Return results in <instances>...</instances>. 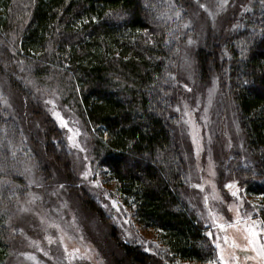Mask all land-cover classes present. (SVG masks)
I'll list each match as a JSON object with an SVG mask.
<instances>
[{
	"label": "trees",
	"instance_id": "trees-1",
	"mask_svg": "<svg viewBox=\"0 0 264 264\" xmlns=\"http://www.w3.org/2000/svg\"><path fill=\"white\" fill-rule=\"evenodd\" d=\"M193 4L0 0V75L26 97L34 91L57 93L92 133L93 162L108 169L136 221L159 231L171 259L209 262L217 248L187 196L172 115L173 74L181 43L193 32ZM247 5L222 43L199 48L197 61L206 80L220 72L235 103L251 160L234 173L247 194L262 195L264 221V0ZM3 100L0 90V264L10 255L16 213L31 191L27 173L37 158ZM44 124L54 152L52 137L60 131L51 119ZM61 164L73 178L69 161ZM82 201L106 219L95 199ZM111 232L122 252L115 264H160L141 247L121 241L115 228Z\"/></svg>",
	"mask_w": 264,
	"mask_h": 264
},
{
	"label": "rangeland",
	"instance_id": "rangeland-1",
	"mask_svg": "<svg viewBox=\"0 0 264 264\" xmlns=\"http://www.w3.org/2000/svg\"><path fill=\"white\" fill-rule=\"evenodd\" d=\"M247 6V0H194L193 32L181 43L173 74V128L185 162L187 196L217 248L216 258L171 259L159 231L136 221L108 169L93 162L94 137L76 112L55 92L34 91L26 97L0 75L4 109L21 122L37 156L27 173L30 195L16 213L4 264H115L122 252L112 227L121 241L141 247L160 264H264L257 255L264 245L262 195L247 194L234 173L251 160L236 106L223 89L220 72H211L206 80L197 61L199 48L222 43ZM46 119L60 131L52 137L54 152L45 138ZM66 160L73 178L64 173L61 163ZM86 196L100 204L105 220L84 205ZM252 227L255 237L249 232Z\"/></svg>",
	"mask_w": 264,
	"mask_h": 264
},
{
	"label": "snow or ice",
	"instance_id": "snow-or-ice-1",
	"mask_svg": "<svg viewBox=\"0 0 264 264\" xmlns=\"http://www.w3.org/2000/svg\"><path fill=\"white\" fill-rule=\"evenodd\" d=\"M224 2L227 3V0H224ZM201 7H204V5H201ZM249 232L252 237H255L257 235L254 227L249 228ZM250 243H254V240L250 241ZM257 255L260 256L262 259H264V245L260 246V250L258 251Z\"/></svg>",
	"mask_w": 264,
	"mask_h": 264
}]
</instances>
